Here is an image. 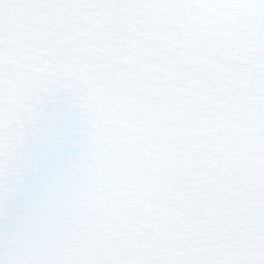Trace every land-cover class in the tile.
<instances>
[{"label": "snow or ice", "instance_id": "obj_1", "mask_svg": "<svg viewBox=\"0 0 264 264\" xmlns=\"http://www.w3.org/2000/svg\"><path fill=\"white\" fill-rule=\"evenodd\" d=\"M0 264H264V0H0Z\"/></svg>", "mask_w": 264, "mask_h": 264}]
</instances>
